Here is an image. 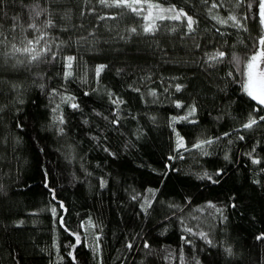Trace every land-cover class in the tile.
Returning <instances> with one entry per match:
<instances>
[{
    "label": "trees",
    "instance_id": "1",
    "mask_svg": "<svg viewBox=\"0 0 264 264\" xmlns=\"http://www.w3.org/2000/svg\"><path fill=\"white\" fill-rule=\"evenodd\" d=\"M158 1L191 15L195 31L166 19L144 33L147 22L129 9L47 0L55 59L29 64L0 45V264H264V238L256 239L264 233V122L242 127L249 114L264 116L241 75L259 47L258 4L217 0L223 6L210 14L213 0ZM31 2L0 0V25L18 44L37 35L10 31L13 16L28 22ZM213 14L237 15L244 28ZM217 49L227 55L210 66L205 54ZM66 56L75 57L67 80ZM98 65L106 66L99 76ZM193 106L188 120L173 122ZM201 140L213 143L192 147Z\"/></svg>",
    "mask_w": 264,
    "mask_h": 264
},
{
    "label": "snow or ice",
    "instance_id": "2",
    "mask_svg": "<svg viewBox=\"0 0 264 264\" xmlns=\"http://www.w3.org/2000/svg\"><path fill=\"white\" fill-rule=\"evenodd\" d=\"M98 2L103 5L104 7L109 8H126L129 9L131 12L135 13L138 16H143V19L145 21H148L143 26L144 33H152L157 30L156 20H173V21H186V28L188 33H192L195 31V25L197 24V21L189 15L187 12H185L183 9H177L175 5H172L169 8H163L160 4H154L151 3L150 0H98ZM47 3V0H32L30 4L24 5V7L27 9L28 14V22L25 24L23 23V18L19 15L13 16L11 29L13 33H15L17 30H19L21 33H24L28 30H32L34 33H37V35L32 36L29 38L28 36H24L23 39L18 44L16 42V36L13 35L12 37H9L4 34L3 31V25H0V45L8 46V51L4 53L7 57H15L17 53L21 55L27 56V63L32 64L33 62H44L47 59L48 55H51L53 59L57 57V53L53 52L51 49V46L49 44V41L46 39L48 36L47 29L55 27V23L53 19L51 18V12L49 11V8L45 6ZM205 3H207V0H205ZM255 3L258 4V17H259V26L261 29V32L257 38V43L260 46H264V0H255ZM147 5V15H144L145 9L142 7V5ZM244 5V0H236V7H241ZM223 5L218 3L217 0H213V3L211 7L208 9L209 13L212 14V10L222 7ZM253 7V0H248L247 2V8L251 9ZM153 10H155V15H153ZM47 15V18L43 20V22H40V18L42 16ZM81 15H84V12H81ZM98 19H105L104 16H98ZM212 19L215 20L219 24H227L229 21L232 22V26L236 27L238 29L244 28V25L241 23L240 18L237 15L230 14L227 16V18H221L218 14H213ZM247 19V17H245ZM247 30V29H245ZM131 33H136V28H131L129 30ZM172 31H175V28L172 29ZM219 31V29L217 30ZM41 42H43V45L40 47L39 50L35 47L36 45H40ZM63 43V42H62ZM198 46V45H197ZM57 47H60L58 45ZM207 57V63L211 66L213 63H217L222 61L227 53L225 51L217 49L216 51L212 53H206ZM64 59V73L63 76L67 80L68 78L72 77L73 72V61L75 60V57L73 56H66ZM232 62L234 64L239 65L241 63L240 57H238L236 54H232ZM24 63V61L17 60V64ZM105 65H98L96 67V75L99 76L101 71L105 68ZM241 75L245 76L246 79L242 81V90L253 100L256 101L258 105L262 106L260 110H264V47H258L254 53L247 58V63L244 65ZM181 85H176V90H181ZM55 91V90H54ZM87 95V93H85ZM111 95V94H110ZM154 95V93H153ZM74 97L66 96L63 97V100L65 102L73 100ZM112 103L114 104H120L123 103V101L119 99H113ZM73 109H77L79 107L76 103H71L70 105ZM177 107H181L182 105L180 102H177ZM59 107V106H57ZM55 111V109H54ZM255 111V110H254ZM196 112L195 106L191 107L189 109V112L187 115L182 117H173V122L177 120H188L189 116H192ZM193 123L195 121H192ZM259 122H264V116H259L258 118L252 114H249L248 120L242 124V127L246 130L252 129L254 126L258 125ZM59 123L63 124L64 120L63 117L59 118ZM113 124L117 123V121L113 120ZM19 127V125H17ZM60 131L63 132V128H60ZM225 136L228 134L225 133ZM241 140L244 139L243 136L239 137ZM219 139V138H217ZM212 140H201L197 142L196 144H193V148L202 149L205 145L212 144ZM177 149L184 147V141L183 137H181L177 133V143H176ZM253 153H255V147L252 149L248 155L250 157L253 156ZM207 154V153H205ZM227 159V157H225ZM171 159V157H169ZM253 164H260L261 160L257 158H252ZM261 171H264V169H261ZM219 175V172L217 173ZM201 178H207L209 180H212V176L208 173H204V176ZM217 182V181H213ZM104 181H101V186H104ZM47 187V185H45ZM150 192L153 190H149ZM54 198V197H53ZM133 199H136V196L132 197ZM146 205L150 204V201H145ZM63 204H60V208H63ZM207 207L209 208H215L217 212H220L222 214V210L217 208L216 205L212 204L211 202L208 203ZM235 207V205H233ZM51 212L53 216H56L57 209L56 207L51 208ZM61 222V225L63 226L64 218L61 216L58 218ZM83 226V225H82ZM89 226L91 225V221H89ZM188 233H192V228H186L185 229ZM75 236V244L70 245L71 248H75L76 245L81 244V237L79 234L73 233ZM198 235L202 238L207 240V233L205 232H199ZM264 238V233L257 236L256 239L260 240ZM182 239H185L182 237ZM209 244H211L210 240H207ZM185 243H191V241L185 240ZM128 247H131V244L128 245ZM145 249H150V245L147 241L144 243ZM98 251V247H97ZM226 252L228 255H232V249L228 248L226 249ZM69 256L72 257V260L75 261V257L72 256V253L69 252ZM183 250H181V256L180 259L183 260ZM196 264H199V261L196 262Z\"/></svg>",
    "mask_w": 264,
    "mask_h": 264
},
{
    "label": "rangeland",
    "instance_id": "3",
    "mask_svg": "<svg viewBox=\"0 0 264 264\" xmlns=\"http://www.w3.org/2000/svg\"><path fill=\"white\" fill-rule=\"evenodd\" d=\"M150 2L151 3H154V4H160L163 8H169V7H171V5H168V4H164V3H162V2H160V1H158V0H150ZM142 7L145 9V11H144V15H147V11H148V9H147V5L146 4H144V5H142ZM178 9V8H177ZM153 15H155V10H153ZM157 21V20H156ZM147 23H148V21H146ZM259 47H264V46H260L259 45Z\"/></svg>",
    "mask_w": 264,
    "mask_h": 264
}]
</instances>
